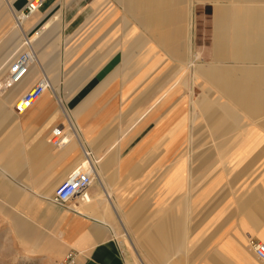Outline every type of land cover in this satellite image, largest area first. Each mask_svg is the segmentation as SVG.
<instances>
[{
  "label": "crops",
  "instance_id": "1",
  "mask_svg": "<svg viewBox=\"0 0 264 264\" xmlns=\"http://www.w3.org/2000/svg\"><path fill=\"white\" fill-rule=\"evenodd\" d=\"M5 1L4 35L7 11L29 0ZM23 34L56 95L14 108L37 64L0 90V215L19 248L40 264L69 251L77 264H138L125 232L143 264H264L248 245L264 242V0H43L0 48V83ZM54 34L63 64L83 72L68 96L50 73ZM82 146L103 187L60 207L51 197Z\"/></svg>",
  "mask_w": 264,
  "mask_h": 264
},
{
  "label": "built area",
  "instance_id": "2",
  "mask_svg": "<svg viewBox=\"0 0 264 264\" xmlns=\"http://www.w3.org/2000/svg\"><path fill=\"white\" fill-rule=\"evenodd\" d=\"M43 0H29L25 8L18 12L13 13V21L17 28L21 29L24 20L29 18L35 13L42 5ZM33 64L39 65L40 75L37 80L25 90L14 104V108L18 111H23L30 107L45 91L52 90V85L46 72L42 69L38 63L37 54L32 46V41L28 39L26 35H22V38L18 44V51L11 60L7 74L0 83V90L8 89L21 81L28 73L30 66ZM65 114V112H64ZM70 121H67V129L75 132L74 126ZM64 136V125L58 124L53 129V134L50 141L53 145L61 143ZM82 160L79 162L66 177L64 182L56 189L55 193L51 197V201L60 206L68 207L69 203L75 197H79L81 200H87L88 196L86 188L93 181L97 180V171L95 166V160L91 158V152L82 146ZM249 247L255 254V256L264 262V242L257 240H250ZM52 264H77L76 255L73 251H69L63 255L62 258L55 261ZM139 264H143L139 262Z\"/></svg>",
  "mask_w": 264,
  "mask_h": 264
},
{
  "label": "rangeland",
  "instance_id": "3",
  "mask_svg": "<svg viewBox=\"0 0 264 264\" xmlns=\"http://www.w3.org/2000/svg\"><path fill=\"white\" fill-rule=\"evenodd\" d=\"M0 3H7V2L5 0H0ZM0 16H2L1 10H0ZM5 17H7V20H8L6 24L7 32L5 33L6 35L2 34V32L0 33V48L4 54H8V52H10L12 48V44H10L11 40L9 37H10L11 32L16 30V27L8 11ZM50 38L51 39L49 40L46 49L55 54H57V52H60V51L62 53L59 60L56 57H53V59H51L52 60L51 68L53 69L50 71V73L54 74L56 78H59L61 82L57 90L60 96H68L77 91V83L79 81V78L83 75V72L80 73L76 69L77 65L73 64V65H68L69 67H66L65 64H63V51H64L63 42L65 38L63 36L62 37L60 36L59 38L57 37V34L52 35ZM15 42L17 43L18 40ZM73 60L74 62H76L77 58L74 57ZM58 61L60 62L59 70H58V65H57ZM68 80H69L70 85L67 84ZM51 92L53 93L54 96L56 95V91L54 88L51 90ZM186 93L188 94L189 92L187 91ZM141 96H142L141 91L135 95V98L133 99L135 100L134 102H136L134 103L135 106H138L141 104ZM65 106L71 111L70 107H68L67 105ZM117 123H118L119 129L122 126L126 125V116L124 115V113L117 114ZM95 182L98 184V179ZM0 222H1L0 224V264H40L37 258L29 255L28 251H25L24 249L19 248L18 245L20 241H16V233L14 231V225L12 223V219L11 218L4 219V215H0ZM122 245L123 247L128 248V250L125 253V257H128V261H130L131 258H133L134 261L139 264V261L137 259L138 256L135 253V249L133 248V245L130 243L127 237L124 235V233H122Z\"/></svg>",
  "mask_w": 264,
  "mask_h": 264
},
{
  "label": "bare ground",
  "instance_id": "4",
  "mask_svg": "<svg viewBox=\"0 0 264 264\" xmlns=\"http://www.w3.org/2000/svg\"><path fill=\"white\" fill-rule=\"evenodd\" d=\"M28 39L30 40V41H32V39H31V37L30 36H28ZM36 67V64H33L32 65V67H31V70L30 71H32V69L33 68H35ZM30 73V72H29ZM28 78V76H26V77H24L21 81H19L18 83H16L14 86H18V85H20L25 79H27ZM14 86H12V87H14ZM47 91H50V90H47ZM97 161V160H96ZM97 163V162H96ZM96 163H95V166H96ZM96 173H97V178H98V183H99V185L101 186V187H103V183H102V180H101V177H100V175H99V173H98V170H97V168H96ZM105 194H106V192H105ZM107 195V198L109 199V196H108V194H106ZM109 202H110V205L111 206H113V204H112V202L110 201V199H109ZM124 235H125V232H124ZM126 236V235H125ZM127 259H128V257H127Z\"/></svg>",
  "mask_w": 264,
  "mask_h": 264
}]
</instances>
